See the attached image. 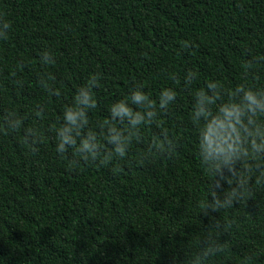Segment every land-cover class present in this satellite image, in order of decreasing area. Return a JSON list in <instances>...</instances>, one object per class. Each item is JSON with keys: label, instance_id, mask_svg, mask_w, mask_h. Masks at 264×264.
I'll return each mask as SVG.
<instances>
[{"label": "trees", "instance_id": "trees-1", "mask_svg": "<svg viewBox=\"0 0 264 264\" xmlns=\"http://www.w3.org/2000/svg\"><path fill=\"white\" fill-rule=\"evenodd\" d=\"M0 21L11 25L0 39V264H197L210 241L223 250L203 264H264L256 161L245 177L251 195L213 212L223 181L200 153L203 121L192 120L195 93L210 82L222 93L214 113L237 86L264 89V0H0ZM45 51L54 63L41 64ZM189 71L196 75L186 85ZM94 74L97 107L82 135L95 131L102 152L113 150L99 125L114 103L139 88L157 104L125 157L106 165L85 163L71 146L56 151L64 109ZM48 76L59 96L41 86ZM165 89L176 98L161 110ZM9 112L22 120L16 131L4 126ZM29 128L39 133L35 152ZM163 133L171 151L153 147Z\"/></svg>", "mask_w": 264, "mask_h": 264}, {"label": "clouds", "instance_id": "clouds-1", "mask_svg": "<svg viewBox=\"0 0 264 264\" xmlns=\"http://www.w3.org/2000/svg\"><path fill=\"white\" fill-rule=\"evenodd\" d=\"M11 25L7 21H0V39L6 40ZM190 42H182V47L187 49L191 47ZM41 64L48 65L54 63L52 53L45 51L41 54ZM246 68L253 67V61L245 64ZM195 73L188 72L186 85L192 83ZM171 78H175L174 76ZM54 79L48 76L42 78L41 86L49 95L59 96V90H53L47 80ZM98 75H92L86 86L79 89L75 96L73 106L64 109L63 125L57 130V148L58 154L63 156L69 146L75 149L78 155L85 163L91 161L95 163L99 160L101 165H106L114 157L124 158L129 143L133 138L140 139V125L151 124L157 117L156 101L150 99L142 90L137 88L131 92L129 98L120 100L110 107V119H106L99 125V135L104 136L108 144L113 146V150L102 152V145L98 142V134L95 131L88 130L82 135V130L88 125L87 112L97 107V102L93 98L92 87L99 86ZM221 86L218 83L210 82L207 85V91L201 89L195 93V105L192 113L193 123L203 125L200 128V153L203 156L205 164L208 165V171L213 175L219 174L223 183L217 182L213 189L212 202L208 205L213 212L219 208L231 207L234 201H240L251 195L248 187L246 175L253 169L248 167L249 160L256 161L255 171L256 184L264 183V161L260 158L264 156V124L258 122V117L264 116V89L253 90L244 86H237L229 94V100L219 104L214 113L212 106L221 100ZM176 93L171 89L162 91L159 97V109L167 110L170 102H174ZM129 103L136 105L141 111H134ZM38 117L42 116L44 107L37 106ZM4 126L9 131H16L22 125V120L16 118L14 112H9L3 117ZM117 121L124 125L123 128H117ZM162 141H153V147L158 151L167 145L169 151L174 148V143L168 139L167 134H162ZM39 138V133L35 129H27L25 141L31 147ZM79 138V144H77ZM33 152L37 151L31 147ZM237 162H241L244 167L237 170ZM73 164L77 161H72ZM225 170L227 175L225 174ZM231 186L233 183L236 188L230 191H223V185ZM223 192L224 200L221 201L216 190ZM223 250V246L215 241H210L197 257V264L203 262L212 255Z\"/></svg>", "mask_w": 264, "mask_h": 264}]
</instances>
